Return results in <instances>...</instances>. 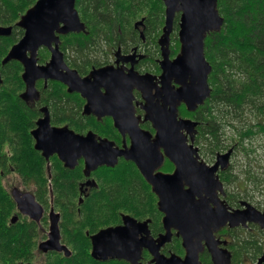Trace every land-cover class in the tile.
<instances>
[{
	"label": "trees",
	"instance_id": "16d2710c",
	"mask_svg": "<svg viewBox=\"0 0 264 264\" xmlns=\"http://www.w3.org/2000/svg\"><path fill=\"white\" fill-rule=\"evenodd\" d=\"M35 1L0 0V26H12L9 37H0V178L16 173L28 189L33 184L31 189L36 200L46 209L50 200L53 201L61 213L62 242L70 246L77 244L80 248L83 243H89L85 230L92 233L114 222L116 209L127 211L130 208L136 215L143 211L155 214V198L134 167L130 163L123 167L125 163H120L113 169L99 168L91 175L98 187L84 197L77 215L75 199L77 183L84 179L82 163L69 171L55 157L51 158V177L48 178L47 163L34 150L30 135L41 116L42 106L49 109L52 125H67L80 133L91 129L110 138L116 132L109 122L82 117V100L79 97L74 100L77 96L67 94L59 83L49 82L47 87L39 83L40 97L34 104H26L20 98L24 90L22 66L17 62L6 65L1 62L23 34L15 26L16 22ZM75 6L86 33L62 37L60 50L66 63L80 75L100 65L101 41H124L131 34L137 39L132 26L141 19L146 25L144 34L152 28L156 39L164 21L161 0H77ZM217 8L224 24L219 32L207 35L204 42L205 58L211 65L208 78L211 95L195 113L181 108L179 114L192 116L198 122L195 145L203 160L212 162L217 152L228 148L234 150V156L242 157L236 167L232 163L228 170L221 172L220 179L230 189L233 199L234 195L238 197L236 203L246 200L264 211V172L258 174L263 166L260 161H252L249 155L258 149L253 146L256 137L264 144V0H217ZM178 19L177 14L175 30ZM37 57L39 64H45L50 55L43 49ZM142 127L150 130L148 123ZM165 169L169 170L170 165ZM253 186L261 193L260 198L253 192ZM13 213L18 216L15 223L11 222ZM46 224L44 216L40 225L45 227ZM40 228L16 212L13 200L0 181V264H124L94 262L85 249L73 251L68 258L58 253L37 254L36 241L45 237ZM253 230L228 233L232 234L233 243L229 245L232 264H238L246 254L254 262L260 256L264 231ZM170 252L182 254L179 247L164 250V253ZM200 260L209 264L206 254L201 255Z\"/></svg>",
	"mask_w": 264,
	"mask_h": 264
},
{
	"label": "water",
	"instance_id": "95a60500",
	"mask_svg": "<svg viewBox=\"0 0 264 264\" xmlns=\"http://www.w3.org/2000/svg\"><path fill=\"white\" fill-rule=\"evenodd\" d=\"M76 1L37 0L17 22L23 36L11 47L1 64L11 61L22 64L25 91L21 98L26 103L38 98L36 81L61 82L68 87L69 93L78 92L87 100L85 115L110 116L114 128L123 137L128 136L130 146L127 148L123 144L119 149L107 139H97L91 132L83 137L66 126H52L47 108H42L43 117L31 132L34 148L45 160L56 155L68 169H73L83 159L85 176L102 166L115 167L118 158L134 163L158 198L165 229L177 231L185 250L183 258L161 254V246L170 239L169 232L153 240L148 237L146 222L138 223L124 216L123 226L104 229L90 237L91 257L139 264L145 249L152 256L153 264H201L200 254L206 248L213 264H230L231 255L221 247L215 233L226 225L246 227L247 223L264 229V212L246 202H242L243 209L228 211L218 196V193L223 194V184L217 172L227 168L232 150L218 154L208 165L200 159L199 149L194 145L198 123L178 116L182 104L187 112L192 113L211 95L208 83L211 65L205 58L204 42L209 33L219 32L224 24L217 0H161L165 7V23L159 40L162 72L158 77L139 74L133 69L135 61H132L126 71L123 67H104L93 69L85 78L65 64L59 50L58 35L84 31L75 8ZM176 14H179L180 50L175 58L170 59L168 45ZM10 34L11 27H0V37ZM41 47H46L51 57L46 65L38 66L36 56ZM134 90L141 93L144 101L139 103L144 111L143 118L135 116ZM140 121L149 122L154 134L141 129ZM165 159L174 166L170 174L160 172ZM11 197L21 215L37 224L40 222L44 209L31 193L13 188ZM59 218V214L50 208L47 239L37 248L44 254L63 252L69 256L70 252L60 242ZM16 219L14 216L11 222L15 223ZM142 233L146 236L139 237ZM263 262L264 252L257 264Z\"/></svg>",
	"mask_w": 264,
	"mask_h": 264
},
{
	"label": "flooded vegetation",
	"instance_id": "af4514ba",
	"mask_svg": "<svg viewBox=\"0 0 264 264\" xmlns=\"http://www.w3.org/2000/svg\"><path fill=\"white\" fill-rule=\"evenodd\" d=\"M178 16H179V14H178ZM164 23H165V16H164L163 24H162L161 29H160V33L158 34L156 39L153 37L154 36V32L153 31L154 30H152V28L147 30L148 33H146V35L144 34L146 25L143 22V19H141L139 21H134L133 26H132L133 30L136 32L137 39H136L135 36H133V34H131L129 37H127V38L125 37L126 39L124 41L123 40H119V41H115L113 43H111V41H108V40H105L106 42L101 41L100 43L102 44L103 49L99 53V56H100V58L102 57V59L100 60V65L97 68H95V69H101V68H104V67H111L112 66L114 68L123 67V68H125V71H126L127 69H129L131 67V62L135 61L134 65H133V69L135 71H137L139 74H151L153 76L158 77L161 74V72H162V70L160 68V64H159L161 59H162V49H161V46L159 45V40H160V38H161V36L163 34L162 29L164 27ZM178 25H179V19H178ZM178 29H179V27L177 28V30H175L174 21H173L172 33L170 35V40H169V45H168L170 59L175 58L176 55L179 53V50H180V43H179V40H178ZM128 38H129V40H128ZM172 40H173V42L178 41V43H179V50L176 53H175V50L173 49L174 44L171 42ZM118 59H120V60H119L118 63H116ZM121 60H127V62L122 63ZM70 68L74 69L72 67H70ZM86 75L87 74H82L80 76L81 77H85ZM54 82L55 83H59V82H56V81H54ZM39 83H42L43 87H47V84H48V83L45 84L43 82H38L37 85H36V89L37 90H38V88L40 86V85H38ZM60 84H62V83H60ZM62 85L65 86L64 84H62ZM65 90H66L67 94L76 95L77 96V97H73L74 100H77L78 97L82 100V103H83L82 104V109H81L82 117L90 118L89 120L90 121H94V122H101V123L102 122H107V123L109 122V123L112 124L111 127L116 132L115 135H113L112 138H110L109 136L100 135V134L94 132L91 129H87L86 131L81 132V133L80 132H76L75 130L72 129L76 134H80L81 136L84 137L89 132H91V133H93L96 136L97 139L98 138L99 139L100 138L101 139H107L109 142L113 143L114 147L119 148V149H121L123 147V144H125L127 148L130 146V141H129L128 136L126 135L125 137H123L121 135V133L114 128L113 119L110 116H104V117L98 118L97 116H95L93 114L85 115L83 113V111H84V106L87 104V100L78 92L69 93L68 92V88L66 86H65ZM102 92H103V90H102ZM153 93H154V91H153ZM133 96H134V100L132 101V104L134 106L135 116L143 118L144 111L140 108V105H139V103L140 104L144 103V101L142 99V95H141V93L139 91L134 90L133 91ZM73 104H75V103L73 102ZM181 108H184L183 104L178 108V114H179V110ZM146 123L149 124L150 130H146L144 127H142V126H145ZM139 125H140L141 129L150 132V134H152V135L154 134V130L152 129V126H151V124L149 122L140 121ZM229 149L232 150V153H231L230 159H229V164H228L227 168H225L224 170H219L217 172L219 179H220V173L228 170L229 167L232 165L233 160H234V150L232 148H228L225 151L217 152L215 154L214 159H213V162H214L215 158H216V156L218 154H223V153L227 152ZM200 159H202V158L200 157ZM203 161L206 162L205 160H203ZM120 163H125V164H122L123 167L125 165L128 166V164L130 163L131 166L134 167V169L136 170L138 175L143 179L145 184L148 186V191L155 198L154 206L156 208V213L153 214L152 212H150V214H148L147 211H143L142 213H139L138 215H136V213L130 208H129V210H127L128 212L125 211L124 209H119V210L116 209L115 210V215H116L115 218H116V220H114V222L109 223V224L105 225L104 227H100L97 231L92 232V233H90L89 229L85 230V235L88 237L89 243H83L80 248H77L78 247L77 244L76 245H71V246L70 245H66V244H64L62 242V239H61V244L66 246V248L71 252V254H72L73 251H75L77 249L88 250V255L90 256V258L94 262H98V263L123 262L124 264H131V263L126 262L124 260H117V259L111 260L109 258L107 260H105V261L94 260L91 257L92 244H91V240H90L91 236L95 235L96 233H98L101 230L108 229V228H115V227H118V226H123L124 225L123 217L124 216H129L130 218H133L134 220H136L138 223H145L146 222L145 229H147V231H148V237L152 238L153 240H157L161 235H165L167 232H169L170 239H169V241L167 243H165L163 246H161L160 253L165 255V256H169L172 253L171 252L168 253V254L164 253L165 249H168V248H171V247H179L182 250V254H179V255L177 254V255L183 258L184 255H185V250H184V248L182 246V238H181V236L177 235V231L176 230L170 229V231H167L165 229L164 224H163L164 214L159 211L158 198H157L156 194L152 191L151 186L144 180V178L142 177V175L140 174V172L138 171V169L136 168L134 163H132L131 161H127V160H125L123 158H118V163H117V165L115 167H117ZM206 163L208 165L211 164V162H206ZM168 164L171 165V167H172L170 170L165 169V166L168 165ZM83 167H84V161H83ZM115 167H113V168H115ZM99 168H110V169H113L111 167H106V166H102V167H99ZM99 168H97L95 171H92L89 176H85L84 175V169H82V173H83L84 179H82L81 181H79L77 183L78 196L75 199L76 200L75 201L76 202V206H77V210H76V214L77 215L80 214L79 207L81 206V203L84 201V197H86L87 195H91L92 191L97 189V187H98L96 181L93 178H91V175L94 172H96L97 170H99ZM69 171H71V170H69ZM173 171H174L173 164L170 163L167 159H165V161H164V163H163V165H162V167L160 169V172L166 173V174H170ZM50 177H51V174H50ZM220 181L223 184V194L218 193V196H219L220 200L224 202V204L226 205L228 211L237 210V209L238 210L239 209H243L242 202H246V203H248V202L246 200H241V201H239V203H236V200H237L238 197L236 195H234V199H233V197H232L233 194L231 192H229L230 189L226 186L225 182L222 181L221 179H220ZM20 184L23 186V188L26 191H28V192L33 194V192H32L33 188L31 189V187H33V184H30V189H28V187L25 185V183H23V181L21 179H20ZM67 190L71 191V188H68ZM230 196H231V199L233 201L230 200ZM34 197H35V195H34ZM72 200H74V197H73ZM52 202L53 201L50 200L48 209H46L42 205V207L44 209L43 217L46 216V218H47V214H48L49 209L51 208V205H52V208L57 213L59 212V211H57L58 209H56L54 207V203H52ZM58 214H60V217H61V213L59 212ZM21 217L28 219L27 217H24V216H21ZM17 219H18V217H17ZM60 223H61V220L59 221V230H60V237L62 238L63 226ZM37 225L39 226V228L41 227L40 222ZM253 226H255V227H253ZM61 227H62V230H61ZM241 229L242 230H252V229H254L255 232H256V230H262L256 224L247 223L246 227H243L242 225H239L237 227H229L228 225H226L223 228H221L217 233H215V238L221 242V247L225 248L230 253L231 262H232V252H231V248L229 247V245H230V243L232 244L233 242H232V234L228 235V233H231V231H234V230H241ZM40 230H41L42 235L45 236V237L41 238L39 243L41 241L46 240L47 232H48V225L45 226V227H41ZM262 231H264V230H262ZM255 232H253L252 234L256 236ZM140 236H146V235L144 233H142V234L139 235V237ZM203 245H204V243H203ZM263 252H264V247H263V250H262L260 256L256 259L255 262L250 259L249 255L246 254V256L248 257V261L250 260L251 262H254L255 264H257V261L262 256ZM203 254H206L208 256L209 264H213L212 261H211V257L208 254L206 248H204V251L200 254V257ZM146 255H147V258L145 259ZM62 256H63V254H62ZM244 258L245 257L240 259L238 261V264H242L243 262H245ZM200 262H201V260H200ZM139 264H153L152 256L145 249L142 250V257H141V260H140ZM201 264H208V263L207 262L206 263L201 262ZM261 264H264V262L261 263Z\"/></svg>",
	"mask_w": 264,
	"mask_h": 264
},
{
	"label": "rangeland",
	"instance_id": "374dc122",
	"mask_svg": "<svg viewBox=\"0 0 264 264\" xmlns=\"http://www.w3.org/2000/svg\"><path fill=\"white\" fill-rule=\"evenodd\" d=\"M174 44L173 49L175 50V53L178 52L179 50V43L178 41L173 42V40L171 41ZM184 118H189V119H193L192 116L189 117H184ZM262 144L259 137H256L253 141V146L258 147L257 151L255 149V152L253 151V154H249L250 158L252 161H260V164L263 166L262 169H258V174L263 173L264 172V144ZM241 158L240 155L234 156V160H233V165H235V167L241 163ZM213 163V161L211 162ZM171 165H170V169H171ZM169 169V170H170ZM1 184L4 186V188L6 189V191L9 193L10 195V191L12 190V188H18L20 191L22 192H26V190L23 188V186L20 184V178L18 177V174L16 173H9V174H5L4 176H2L0 178ZM253 192L255 193V195L260 198L261 193L259 192V190L257 191V188L255 186L251 187ZM259 188V187H258ZM251 204V203H250ZM253 205V204H251ZM254 206V205H253ZM17 212V210H16ZM16 215V213H13L12 216ZM48 225V220H47V224ZM40 239H38L36 241V249H37V244L39 243ZM241 255V254H239ZM237 257V256H236ZM242 257V256H241ZM243 257L245 262H243L242 264H255L254 262H251L250 260L248 261V257L246 255H244ZM242 257V258H243ZM39 258H37L36 260L38 261Z\"/></svg>",
	"mask_w": 264,
	"mask_h": 264
}]
</instances>
